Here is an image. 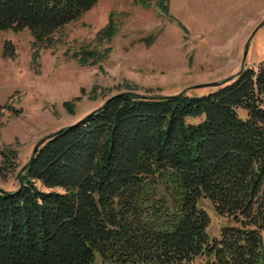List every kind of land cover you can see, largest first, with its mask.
<instances>
[{"label":"trees","instance_id":"obj_1","mask_svg":"<svg viewBox=\"0 0 264 264\" xmlns=\"http://www.w3.org/2000/svg\"><path fill=\"white\" fill-rule=\"evenodd\" d=\"M99 1L0 0V35L38 44ZM263 101L264 61L202 97H110L0 190V264H264ZM201 198L228 220L219 237Z\"/></svg>","mask_w":264,"mask_h":264},{"label":"rangeland","instance_id":"obj_2","mask_svg":"<svg viewBox=\"0 0 264 264\" xmlns=\"http://www.w3.org/2000/svg\"><path fill=\"white\" fill-rule=\"evenodd\" d=\"M158 0H154L156 3ZM168 14L137 0H100L34 44L30 29L0 35V190L15 191L35 146L120 93L202 97L264 61V0H166ZM10 45L13 47L11 48ZM90 53L89 61H81ZM264 108V101L262 104ZM245 120L248 110L239 108ZM198 121L197 119L189 120ZM208 233L228 220L211 201ZM94 264L103 261L96 253Z\"/></svg>","mask_w":264,"mask_h":264},{"label":"water","instance_id":"obj_3","mask_svg":"<svg viewBox=\"0 0 264 264\" xmlns=\"http://www.w3.org/2000/svg\"><path fill=\"white\" fill-rule=\"evenodd\" d=\"M263 25H264V21H263V22H262V23H261L256 29H255V31L253 32V34H252L250 40L253 38V36L255 35V33H256V32H257V31H258ZM248 47H249V43H247V45H246V50H245V52H244L243 65H242V69H241V70L244 69V64H245V61H246V59H247V55H248V51H249ZM241 70H240V72H241ZM237 74H238V73H237ZM237 74H236V75H237ZM236 75H234L233 77H231L230 79H228V80L225 81V82L213 84V87H220V86L224 85L225 83L230 82L232 79L235 78ZM168 97H170V96H168ZM101 108H102V107H100V108L94 110V111L91 112L89 115L94 114L97 110H99V109H101ZM89 115H87V116H89ZM61 132H63V129L59 130L57 133H54V134L50 135L48 138H50V137H52V136H56V135L60 134ZM41 144H42V142L38 143V144L35 146V148H34V150H33V153H32V156H31V159H30V162H31V161L33 160V158L35 157V155H36V153H37L39 147L41 146ZM30 162H29L28 165L25 167V169H27V168L29 167ZM25 169H24V170H25ZM2 192L6 193L5 191H2Z\"/></svg>","mask_w":264,"mask_h":264}]
</instances>
